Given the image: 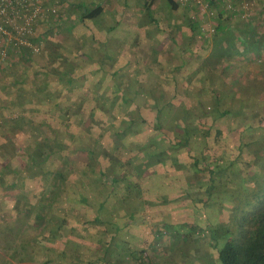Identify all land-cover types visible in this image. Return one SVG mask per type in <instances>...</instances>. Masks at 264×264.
I'll list each match as a JSON object with an SVG mask.
<instances>
[{"label":"rangeland","instance_id":"obj_1","mask_svg":"<svg viewBox=\"0 0 264 264\" xmlns=\"http://www.w3.org/2000/svg\"><path fill=\"white\" fill-rule=\"evenodd\" d=\"M73 1L79 2L80 8L71 10L66 4L62 5L66 10L65 13L57 4L48 6L45 1L36 0L35 5L41 6V15L34 21L32 33L28 37L32 44L28 46H33L35 65L20 59L13 62L20 70L17 74L18 78L22 81L23 78L27 80L20 83L24 88L30 86L27 91L12 93L13 97H16V94L20 95L22 102L33 105L36 108L35 115L40 120L55 119L59 122L63 120L57 111L64 112L61 109L63 107L66 110V104L73 94L65 91L66 79L71 75L73 89L79 87L96 90L94 92L96 96L111 91V95L114 94L116 99L115 107L111 106L112 112L127 114L128 109L133 110V105L136 103L141 112L153 117L156 109L163 106L160 117H166L164 125L172 130L170 136L174 139L179 133L176 126L181 121L184 111L198 115L204 126H208L211 120L216 118L217 111L210 90L218 92V88L222 87L226 96L223 99L226 102L225 106L228 101L233 116L223 119L220 125L227 127L229 124L240 123L241 126L244 122L247 123L245 125L251 123L252 127L245 129L244 136L254 140L251 147L245 149L247 154L239 157L244 163L247 162V165L239 164L238 159L231 157L230 154L233 164L228 167L224 157L221 163L213 166L216 173L212 183L208 169L201 168L196 172L193 171L194 169L189 170L191 166L187 157L175 158L181 165V172L167 167L171 163L169 156L176 155L175 151H162L168 146L169 139L160 132L152 133L151 138H148L150 132L148 125L137 122L136 127L128 131V138L122 139L124 144L121 143L120 149L131 156L138 151L135 147L137 142L145 138L150 144L153 138L157 144L153 151L157 154L163 152L162 156L166 158H161L157 163L156 159L152 161L150 167L157 169L153 172L155 178L146 180L144 185L140 184L141 189L145 191L146 188H150V191L154 192L161 189L158 192H163V187L167 184L165 182L172 181L175 187L171 188L169 185V190L179 196L171 200L175 202L170 212L162 204L160 206L152 204L148 209L140 200L139 205H135L137 207L135 222L133 220L129 225L132 231H137L138 234L122 231L108 251L101 250L99 244L94 245L96 247L94 256H101L105 252L108 259L96 258L95 262L89 261L90 264H112L115 255L121 256L123 259L121 264H221L220 259L217 258V251L222 242H217L210 235L212 226L218 222L213 220L208 208L215 201V204H222L223 209H217V213L220 211L225 219L224 225L229 226L233 217L241 215L242 209L247 207L245 202L251 198V192L264 187V30L262 28L264 0H200L201 3L197 0H178L181 5L176 10H171L165 0H108V2L98 0L99 4L104 6L102 13L92 18L80 17L81 21L85 20L84 23L78 21V14L79 11L87 14L85 0ZM16 4L18 6L19 2ZM21 6V15L11 18L9 23L13 30L7 28L11 40L17 36L16 25L21 24L24 17L29 14L26 7L23 4ZM218 10L222 13L221 18L217 14ZM46 22L51 23L52 28L49 27L47 29L49 35L44 36L43 25ZM218 22L222 25L216 28ZM188 41L191 44L195 42L196 45L189 47ZM10 42L7 39H0L2 66L6 63L5 56L8 52L14 53L19 50L13 49ZM25 68L32 76L27 77L28 71ZM219 73L220 79H216ZM120 89L126 94L127 100L123 103H120ZM200 89L205 90L204 97H207L201 105L196 101V92ZM230 90L236 91L237 94L227 99ZM220 96L223 95L220 93ZM129 97L135 102L128 100ZM1 98L7 104V96H4L3 91H0ZM184 100L187 102V110H183L181 105ZM55 103L61 107L57 108ZM261 109L262 122L259 120L262 117ZM10 114L16 118L27 117L31 113L14 111L12 108ZM97 118L100 120L99 116ZM3 119L4 116L0 115V123ZM110 119L112 120V117ZM258 120L259 129H256L254 125ZM116 121V128L132 122L129 118L121 120V117H117ZM96 122L101 124V120ZM72 126L73 128L64 135L66 139L63 143L66 148L56 159L58 161H61L66 153L70 152L71 155L74 146H80L81 150L85 151L87 146H94L93 141L98 140L93 134L91 139L89 137L84 139L86 131L91 127L87 126L83 129L75 123V120ZM53 127L54 124L49 123L47 129L51 130ZM68 132L70 134H67ZM135 135H139L140 139H135ZM236 138L237 136L228 134V137L222 140V144L229 143L232 146ZM103 140L107 143L105 144L107 148L108 145L111 147V135L110 138ZM112 140L118 141L114 134ZM209 145L216 144L213 142ZM200 149L196 151L197 155H200ZM79 156L82 158L80 151ZM208 159H211V156ZM224 167L226 168L221 170L223 173H220L219 169ZM169 170L173 171L168 172ZM50 178L51 176L49 180ZM182 186L186 193L180 190ZM136 201L135 204L138 203V200ZM161 206L164 207V211L167 210L163 215L169 216L172 211L174 214L165 223L160 219L161 213L153 215V219L149 222L147 219L149 212L155 214L157 208ZM86 212L87 227H82L79 232L102 230L106 235L104 239L112 234L115 214L105 216L108 221L111 219L109 228L103 222L102 224L93 222V213L88 210ZM188 222H193L195 229L190 230L186 224ZM18 225V227L13 225L9 242L2 249L0 248V264H21L25 251L27 253L29 240L40 230V226L35 224L24 222ZM130 228L127 230H131ZM159 228L162 230V235L155 238L154 233ZM132 238L136 241L130 242V245L126 244L127 246L124 243L123 248L122 241ZM146 241L147 243H144ZM132 249L138 252H133ZM67 258L71 259V256ZM37 262L57 264V261L50 259L47 254H42ZM73 262L71 264H85L79 261Z\"/></svg>","mask_w":264,"mask_h":264},{"label":"trees","instance_id":"obj_2","mask_svg":"<svg viewBox=\"0 0 264 264\" xmlns=\"http://www.w3.org/2000/svg\"><path fill=\"white\" fill-rule=\"evenodd\" d=\"M106 1L108 2V0ZM165 1L171 10H176L181 5L178 0ZM16 2H19V8ZM35 2L36 0H12L11 9L17 10L15 12L21 15V5L23 4L30 14L35 7H38ZM103 9V5H99L94 9L85 8L87 14L82 12L81 18L98 16ZM40 10L41 6L39 5V13L34 21L41 15ZM217 14L220 18L222 17L220 10L217 11ZM22 24H24V19L20 25ZM220 25L222 24L218 22L216 28ZM33 27L34 23L32 24V30ZM6 28L13 30L10 24H6ZM262 28L264 30V21H262ZM30 35L31 33H27L22 36L23 39L28 40L29 44H15V41L11 40L10 43L13 45V49L18 48L19 50L14 53L8 52L5 56L6 63L4 66H2V63L0 64V81H2L0 91H3L4 96H7V104L2 98L0 99V115L4 116L0 123V248L2 249L7 245L11 230L18 227V224L25 222L40 226L38 234L29 240L27 253L24 250L21 264H39L37 260L42 257V254H47L50 259L56 260L57 264H71L73 261L90 264L89 261L95 262L96 258L107 260L105 252H102L101 256H94L96 252L94 245L99 244L101 250L108 251L121 231L129 229L131 221L134 220L135 222V211L137 209L135 205L138 206L140 200L148 209L155 202L165 204L167 197L155 198L154 191L152 195L147 193L150 188H146V190L144 188L145 191H143L140 187V184L144 185L146 180L155 178L153 172H156L157 169L150 167V164L152 165L155 159L156 163L161 158L166 159L162 156L163 152L157 154L153 151L157 146L153 138L150 144L145 141V138L137 142L135 147L138 148V151L132 153L131 156L125 150L120 149L122 147L121 143L124 144L122 139L128 136L127 133L132 130L131 128L136 127L137 122L148 125L150 129L148 138H151L152 133L160 132L169 139L168 146L163 148L162 151L171 150V152H176L175 156H172V154L169 156L171 163L167 166L175 171H182L180 169L181 165L175 158L178 156L187 157L188 162L190 160L188 164L191 166H189V170L194 169L193 171L196 172L197 170L200 171L201 168L208 169L211 173L209 179L214 183L213 176L216 172L213 170V166L221 163L224 157L228 167L233 164L230 154H232L231 157L238 159L239 164L244 163L242 158L239 157L247 154L245 149L251 147L252 141H254L249 136L245 137L244 132L246 128L252 127V125L251 123L245 125L246 122L241 126L240 123L236 125L229 124L227 127L220 125L223 119L233 116V110L228 101L227 106H225L226 102L223 99L226 96L222 87L218 88L219 93L217 90H210L213 93L212 100L215 104V111H217L216 118H213L208 126H204L198 115L184 111V114L181 115V121L176 122L179 133L174 139L170 136L172 130L170 131L164 125L166 117H160L163 106L156 109L153 117L141 112L136 103L133 105V110L128 109L127 114L123 111V113L112 112L111 106L115 107L114 102H116V99L114 94L111 95V91L105 93V95L99 94L96 96L94 93L96 90H88V88L86 90L79 87L73 89V77L71 75H68L65 85V91L68 93L73 92L69 99L70 103L68 101L66 104V110H64V107L61 108L64 112L57 111V114L63 120L60 122L55 119H51V121L48 119L40 120L35 115L36 108L33 105L22 102L20 95L17 96L16 94V97H13L12 94L27 91L30 88L29 85L24 88L23 84L20 83L27 80L23 78L22 81L18 78L17 74L20 70L14 64L20 59L35 65V54L32 52L33 46H28L32 45L29 41L30 38H28ZM194 40L198 41L197 38H194ZM192 43L189 47L196 45L195 42ZM199 43L203 44L204 42ZM25 70L28 71L27 77L32 76L27 68ZM22 74L24 75V73ZM220 75L219 73L216 79H220ZM232 90L227 95V99L237 94L236 91ZM119 91L121 92V100L118 99L120 103H123L127 100L126 94L121 89ZM204 91V89H200L196 92V101L199 105L203 104V100L207 98L204 97ZM220 93L223 95L222 97ZM128 100L135 102L132 97H129ZM8 104L11 105L8 106ZM55 105L57 104L55 103ZM181 105L183 110H187L185 100L182 101ZM56 107L60 108L61 106L57 105ZM12 108L14 111H29L31 114L27 117L13 118L12 113L9 115ZM262 109L260 113L262 117L259 118L261 122L263 118ZM71 115H73L72 118ZM97 116L100 117L102 125L97 124L96 121L100 122ZM117 117H121V120L129 118L132 120L131 123L135 125L129 123L116 128ZM73 120L83 129L87 126L93 129L86 131L84 139L85 137L91 139L93 135H96L98 140L93 141L94 146H87L85 151H82L80 146H74L73 152L75 154L73 152L71 155H69L70 152L66 153L65 157L58 161L56 159L66 148L65 143H63V140L65 142L66 139L64 135L66 131L73 128ZM259 120L254 125L256 129H259ZM247 122L249 121L247 120ZM49 123L54 124L51 130L47 129ZM62 129H65L64 132H60ZM113 134L118 141L112 140ZM228 134L237 136L232 146L229 143L222 144V140L227 138ZM110 135L111 147L108 145L109 148H107L105 146L107 143L103 139L110 138ZM135 139H140V136L135 135ZM52 140L54 143H52ZM177 140L178 142H176ZM213 142L216 145H209ZM198 149H200V155L196 154ZM79 151L82 158L79 156ZM210 156L211 159H208ZM153 157L156 158L153 159ZM246 163L243 165H247ZM226 167L219 169V171H223ZM170 171L173 170L168 172ZM222 171L220 173H223ZM168 172L166 175H168ZM194 186L196 185L194 184ZM180 190L186 193L184 186L180 187ZM143 193L145 198L141 199ZM147 194L148 197L152 198L153 196L154 198H148ZM177 196L179 195H175L174 199ZM250 197L245 202L247 207L242 209V214L238 217L234 216L229 226L224 225L225 219L220 211L217 213V209H223L222 204H215V201L208 208L213 220L218 222V224L212 226L213 230L210 235L217 242H222L217 251V258L220 259L221 264H264V187H260L255 192L252 191ZM134 199L138 200L137 204H135L137 201ZM87 210L93 213V222L97 224L103 222L109 228L111 219L108 221L105 216L116 215V220L112 222V234L106 239H104L106 235L102 230L101 232H79L82 227H87L88 219L85 217L88 214ZM147 219L151 222L153 215L148 214ZM160 219L162 222H166L163 218ZM186 224L190 230L195 229L193 222ZM158 235H162L160 228L156 229L154 233L155 238H158ZM133 241L134 238L123 240L122 247H124V243L126 245L130 242L133 243ZM152 245L155 247V243ZM133 252L137 253L138 251L134 250ZM69 255L71 259L67 258ZM131 256H133V253ZM114 258L112 264H121L123 259L120 255H115Z\"/></svg>","mask_w":264,"mask_h":264},{"label":"crops","instance_id":"obj_3","mask_svg":"<svg viewBox=\"0 0 264 264\" xmlns=\"http://www.w3.org/2000/svg\"><path fill=\"white\" fill-rule=\"evenodd\" d=\"M40 1H45V4H48V6H52L53 4H57L58 5V7L59 6H61V11L62 12H65L66 13V10L64 9V8H62V5H67L68 6V8H71V10H73V9H76V8H80L79 7V5H80V3L79 2H77V1H73V0H40ZM85 3H86V8L87 9H94V8H96L97 6H99V5H101V4H99V1L98 0H85ZM57 7V8H58ZM59 10V9H58ZM82 10V9H81ZM81 11H79V14H78V21H80L81 23H84V21L85 20H83V21H81V19H80V17H81ZM65 15V14H64ZM49 19V18H48ZM62 21V20H61ZM60 21V22H61ZM57 25H59V24H57ZM56 25V26H57ZM44 31H45V33H44V36H47V34L49 35V33H48V30L47 29H49V27H51L52 28V25H51V23H48V22H46L44 25ZM83 34V33H82ZM40 35H41V33H40ZM83 38H84V36H83ZM80 41H82V39L80 40ZM172 178V177H171ZM170 178V179H171ZM165 179V178H164ZM165 183H167V184H165V186L163 187V189H164V191L163 192H158L159 190H161V189H157L158 191H156L155 192V194H156V197L155 198H158V197H163V198H165V197H167V200L168 201H165V204L167 205H164V204H162L166 209H168V212H170V208H171V206L174 204V202L175 201H173V202H169V201H171V200H173L174 199V197H175V195H178V194H175V193H173V191L172 190H169L170 189V186L169 185H171V188H172V186H174L175 187V184H174V182H172V181H170V183H168V182H165ZM186 184V183H185ZM147 193L148 194H153V191H147ZM148 194H147V197H148ZM174 194V195H173ZM146 197V199H148V198H151V197H148L147 198ZM169 197V198H168ZM143 198H145V196L144 195H142L141 196V199H143ZM152 198H154L153 196H152ZM151 198V199H152ZM149 200V199H148ZM164 203V202H163ZM154 204H156L157 206H160V204L159 203H157V202H155ZM145 206V205H144ZM163 206H161V207H159V208H157L158 210L155 212V214H151V212H149L151 215H156V214H158V213H161V218H163L164 220H167V219H169L173 214H174V212L172 211L171 213H169V216H166V215H163V213H165V211H167L166 209H165V211L163 210L164 209V207ZM145 207H147V206H145ZM149 209H150V207H149ZM160 217V216H159ZM123 231V233L124 232H127V231H129V232H133V233H135V234H138V232L137 231H132V230H122ZM122 231H121V233H122ZM141 233H139V235H140ZM136 240H134L133 242H135ZM144 243H147V241L146 242H144ZM129 245H130V243H129ZM128 245V246H129ZM124 248V247H123ZM133 250V249H132ZM114 261H112V263H113Z\"/></svg>","mask_w":264,"mask_h":264},{"label":"built area","instance_id":"obj_4","mask_svg":"<svg viewBox=\"0 0 264 264\" xmlns=\"http://www.w3.org/2000/svg\"><path fill=\"white\" fill-rule=\"evenodd\" d=\"M198 3H201L200 0H197ZM12 0H0V39H7L11 41L10 33L6 28V24L11 22V18L19 17V13L15 12L17 10L11 9ZM54 11V10H51ZM39 13V7H35L29 15L24 17V24L16 25L15 32L16 37L14 38L15 44H29L28 40L22 38L27 33H32V24L34 19ZM13 40V39H12ZM3 54H4V50Z\"/></svg>","mask_w":264,"mask_h":264}]
</instances>
